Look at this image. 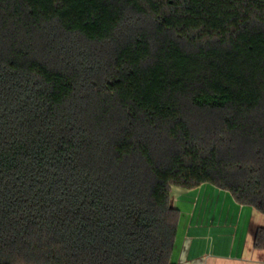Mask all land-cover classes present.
I'll list each match as a JSON object with an SVG mask.
<instances>
[{
	"label": "trees",
	"instance_id": "1",
	"mask_svg": "<svg viewBox=\"0 0 264 264\" xmlns=\"http://www.w3.org/2000/svg\"><path fill=\"white\" fill-rule=\"evenodd\" d=\"M206 183L264 214V0H0V264H175Z\"/></svg>",
	"mask_w": 264,
	"mask_h": 264
},
{
	"label": "crops",
	"instance_id": "2",
	"mask_svg": "<svg viewBox=\"0 0 264 264\" xmlns=\"http://www.w3.org/2000/svg\"><path fill=\"white\" fill-rule=\"evenodd\" d=\"M173 204L181 211L175 264H264V249L256 246L264 214L254 207L207 183L174 187Z\"/></svg>",
	"mask_w": 264,
	"mask_h": 264
}]
</instances>
